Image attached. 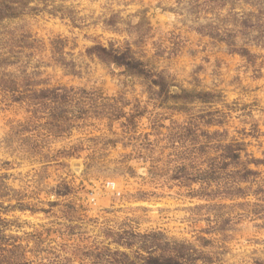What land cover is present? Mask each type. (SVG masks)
Wrapping results in <instances>:
<instances>
[{
  "label": "clouds",
  "instance_id": "9594fccd",
  "mask_svg": "<svg viewBox=\"0 0 264 264\" xmlns=\"http://www.w3.org/2000/svg\"><path fill=\"white\" fill-rule=\"evenodd\" d=\"M0 264H264V0H0Z\"/></svg>",
  "mask_w": 264,
  "mask_h": 264
}]
</instances>
